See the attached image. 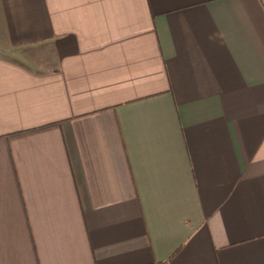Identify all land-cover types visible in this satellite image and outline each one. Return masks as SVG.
<instances>
[{
  "label": "crops",
  "instance_id": "obj_1",
  "mask_svg": "<svg viewBox=\"0 0 264 264\" xmlns=\"http://www.w3.org/2000/svg\"><path fill=\"white\" fill-rule=\"evenodd\" d=\"M0 264H264V0H0Z\"/></svg>",
  "mask_w": 264,
  "mask_h": 264
}]
</instances>
